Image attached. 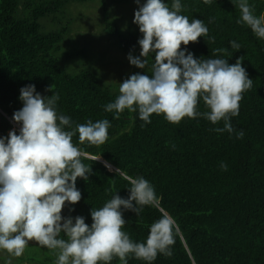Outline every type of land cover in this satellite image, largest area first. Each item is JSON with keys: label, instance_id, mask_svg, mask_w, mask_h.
Returning <instances> with one entry per match:
<instances>
[{"label": "trees", "instance_id": "trees-1", "mask_svg": "<svg viewBox=\"0 0 264 264\" xmlns=\"http://www.w3.org/2000/svg\"><path fill=\"white\" fill-rule=\"evenodd\" d=\"M125 1L130 0H0V136L19 131L12 116L23 106L22 87L34 84L44 97L58 94L57 111L71 118L73 128L89 120L107 119L111 125L102 145L80 144L78 135L73 137L72 142L88 154L82 163L91 172L88 180L77 179L81 200L66 204L63 217L80 216L90 226L92 208L102 207L116 192L128 197V181L109 172L107 161L130 176L142 175L160 198L158 205L144 206L139 216L122 209L126 222L122 230L133 242H144L150 225L162 215L175 222L171 256L158 253L145 261L130 253L127 264H264V39L237 22L238 0H181L180 14L190 22L200 19L208 28L206 36L186 46L194 58H223L230 65L241 59L253 80L242 93L239 115L230 117L234 131H214L223 128L224 121L212 124L203 115L171 123L153 114L151 123H145L138 112L125 109L117 118L115 112L105 111L119 95V85L111 79L112 65L122 64L119 60L130 52L139 56L137 42L142 38L133 20L110 19L108 7ZM164 2L171 7L172 0ZM249 4L255 15H264V0ZM85 5L87 12L105 15V20L95 22L103 23L113 43L104 37L82 38L87 34L75 29L85 20L81 12ZM134 7L137 11L136 2ZM90 39L93 51L73 44ZM230 41L240 47L232 48ZM116 46L121 51L115 55ZM152 62L150 54L147 67L131 66L124 80L136 73L150 76ZM196 110L208 111L202 100ZM240 130L244 135L237 138ZM100 155V161L93 159ZM30 248L50 254L49 263L55 264L57 250L36 241H30L19 257L5 251L7 259L11 264H46L48 259L39 260L36 253L27 255ZM7 259L2 258V264ZM110 264L124 262L114 256Z\"/></svg>", "mask_w": 264, "mask_h": 264}, {"label": "clouds", "instance_id": "clouds-1", "mask_svg": "<svg viewBox=\"0 0 264 264\" xmlns=\"http://www.w3.org/2000/svg\"><path fill=\"white\" fill-rule=\"evenodd\" d=\"M135 2L138 10L133 23L142 35L137 42L141 51L139 56L130 52L127 59L130 65L145 69L151 54L150 76L136 73L119 83V95L105 105V111L115 112L117 118L125 109L138 112L145 123H151L153 114L171 123L203 115L212 124L224 121V127L214 131L232 133L230 117L239 115L242 93L253 82L241 59L230 65L223 58H194L186 46L206 36L208 28L202 20L190 22L180 14L181 0H172L171 7L164 0ZM238 7L237 22L264 39V15H255L249 0H238ZM229 43L232 48L240 47L236 41ZM58 99L54 93L42 96L34 84L22 87L19 100L23 106L12 116L19 131L0 136V250L19 257L30 241H36L57 250L55 264H110L114 256L127 264L130 253L145 261L158 253L171 256L175 222L170 215L150 225L144 242H133L122 230L126 223L122 209L139 216L144 206H156L160 198L143 176H130L107 161L104 166L109 172L128 181V197L116 192L102 207L92 208L90 226L83 217L62 216L66 204L81 200L77 179L88 180L91 172L82 163L88 154L72 142L73 137L78 135L80 144L102 145L111 125L107 119L89 120L73 128L71 118L58 113ZM201 100L208 109L204 113L196 110ZM243 135L240 130L237 138ZM93 159L100 161L102 155Z\"/></svg>", "mask_w": 264, "mask_h": 264}, {"label": "rangeland", "instance_id": "rangeland-1", "mask_svg": "<svg viewBox=\"0 0 264 264\" xmlns=\"http://www.w3.org/2000/svg\"><path fill=\"white\" fill-rule=\"evenodd\" d=\"M134 0H130V1H125V2H119V5H111L108 7V12H109V16L110 19H119L122 20L126 23L130 22L131 20H134V13H135V7H134ZM89 5H85V6H81V12H82V16H84V19L82 22H79L78 24H76L75 29H78L79 32L81 34H87L85 37L82 38H93V36L97 39H102L104 37V41L107 43V40H110V37L106 36L105 31H104V25L103 23L101 24H97L95 21L96 20H105V15L103 16L100 12L96 13V12H87ZM107 17V16H106ZM97 26V27H96ZM73 38H75V34L73 32L70 40ZM68 40V43H72V41ZM92 39L90 40H85L84 43H81L80 41H77L78 43H73L76 46H80V47H84V48H93L92 51L94 50V47H92L94 44H92L91 46V42ZM98 42V40H97ZM111 43H113L110 40ZM87 51H91L90 49H86ZM119 51H121L119 49V47H115L114 48V54H118ZM119 61H122V64L118 65L115 62L113 63L112 67L114 68V73L112 75V78L114 80V82H117L118 85L119 83H122L124 78L127 77L126 73L128 75H130L131 73V66L127 57L125 59L121 58ZM125 62V63H124ZM27 255H32L34 253H36V257L39 260H45L48 259V261H45L46 264H50V260H51V255L47 254L46 252L43 251H39L36 250L35 248H30L28 250ZM2 258H6V252L4 250H0V264H2ZM8 260V259H7ZM28 264V263H27ZM30 264H41L39 261H35L33 263Z\"/></svg>", "mask_w": 264, "mask_h": 264}, {"label": "water", "instance_id": "water-1", "mask_svg": "<svg viewBox=\"0 0 264 264\" xmlns=\"http://www.w3.org/2000/svg\"><path fill=\"white\" fill-rule=\"evenodd\" d=\"M137 177H142V175H138Z\"/></svg>", "mask_w": 264, "mask_h": 264}]
</instances>
